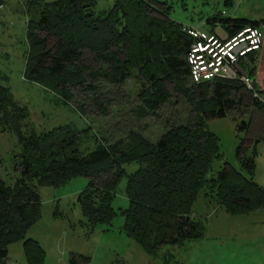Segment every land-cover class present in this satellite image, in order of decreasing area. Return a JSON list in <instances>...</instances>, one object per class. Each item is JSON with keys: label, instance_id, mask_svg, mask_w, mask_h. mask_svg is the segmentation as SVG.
I'll list each match as a JSON object with an SVG mask.
<instances>
[{"label": "trees", "instance_id": "1", "mask_svg": "<svg viewBox=\"0 0 264 264\" xmlns=\"http://www.w3.org/2000/svg\"><path fill=\"white\" fill-rule=\"evenodd\" d=\"M96 2L25 0L29 18L24 78L56 91L57 103L65 105L73 98L71 89L94 91L92 82L98 76L116 87L136 79L140 104L135 113L140 119L158 118L172 95L184 102L188 115L167 124L155 142L130 131L113 143L97 140L89 150L82 147L88 139L85 131L71 124L41 132L28 128L27 107L0 84V129L12 133L20 149L15 165L18 177L12 184L0 178V264H7L8 247L21 241L25 264H45L40 244L25 239L41 219L39 189L60 188L81 176L91 180L77 202L84 225L92 228L109 225L117 216L112 202L119 183L126 179L128 207L119 212L121 231L149 256L163 246L182 247L202 237L203 226L191 217L200 192L229 215L264 209V190L250 177L253 160L240 155L239 146L238 168L223 163L207 177L220 154L218 138L207 129L206 120L224 118L241 101L242 91L248 94L249 106L264 116V103L254 96L253 81V92L238 81L191 83L185 62L190 39L181 31L182 24L169 18L171 7L166 1L114 0L109 9L95 13ZM211 20L226 37L246 26L258 27L256 21L246 19L219 20L215 15ZM85 53L93 55L102 69L86 66ZM255 60L256 54L242 64L250 79ZM248 126L241 122L240 129L246 131ZM133 164L137 168L127 173L126 167ZM104 176L109 177L97 184ZM88 261L85 256L70 255L68 264Z\"/></svg>", "mask_w": 264, "mask_h": 264}, {"label": "rangeland", "instance_id": "2", "mask_svg": "<svg viewBox=\"0 0 264 264\" xmlns=\"http://www.w3.org/2000/svg\"><path fill=\"white\" fill-rule=\"evenodd\" d=\"M158 1H166L171 7L169 18L172 21L202 31L210 28L215 15L219 20H264V0ZM113 2L97 0L93 11H105ZM28 18L25 0L0 1V84L10 89L16 102L27 107L28 128L41 132L71 124L76 130L85 131L88 139L82 147L90 150L97 140L108 139V143H113L125 139L130 131L140 132L155 142L167 124L179 122L188 115L184 102L172 95L170 103L160 108L158 118L140 119L135 113L140 104L137 99L140 82L136 79H128L116 87L98 76L92 82L96 87L94 91L71 89L70 103H57L60 97L56 91L24 78ZM213 32L224 37L217 22ZM52 43L53 39L50 45ZM84 64L99 70L103 67L89 53L84 54ZM255 66L254 80H258L264 73V44ZM167 89L171 92V85H167ZM241 93V101L224 118L206 120L207 129L218 138L220 154V158L212 162L207 177L223 163L238 168L236 149L239 146L240 155L253 160L251 181L264 190V116L249 106L248 94ZM255 93L264 103V93ZM95 101L100 102L101 107ZM241 122H248L246 131L240 129ZM254 140L258 142L252 146ZM19 151L16 137L0 129V178L7 184L18 177L15 165ZM136 168L133 164L126 167V171L131 173ZM108 177L98 178L97 184ZM90 180L81 176L60 188L39 189L41 219L27 231L25 239L40 244L45 252V264H68L70 255L87 257V264H264V209L229 215L200 192L192 206L191 217L203 226L202 237L186 241L182 247L163 246L157 254L149 256L121 231L123 217L119 212L128 207L125 178L115 191L112 207L117 216L111 223L94 228L84 225L77 196ZM7 264H25L22 241L8 247Z\"/></svg>", "mask_w": 264, "mask_h": 264}, {"label": "built area", "instance_id": "3", "mask_svg": "<svg viewBox=\"0 0 264 264\" xmlns=\"http://www.w3.org/2000/svg\"><path fill=\"white\" fill-rule=\"evenodd\" d=\"M181 31L190 39L185 62L191 83L224 79L238 81L252 91V81L243 70L242 63H247L262 46L264 37L259 28L246 26L224 38L192 26L182 25Z\"/></svg>", "mask_w": 264, "mask_h": 264}, {"label": "crops", "instance_id": "4", "mask_svg": "<svg viewBox=\"0 0 264 264\" xmlns=\"http://www.w3.org/2000/svg\"><path fill=\"white\" fill-rule=\"evenodd\" d=\"M258 23V27L257 28H259L261 31H262V33H263V37H264V20H262L261 22H257ZM214 24H215V22L213 23V22H211V25H210V28L207 30V31H205V32H208L210 29H212V33H214L213 32V27H214ZM221 29V28H220ZM221 31H222V29H221ZM223 32V31H222ZM214 34H216V33H214ZM223 34H224V37H226V35H225V33L223 32ZM218 35V34H217ZM219 37H221L220 35H218ZM224 37H221V38H224ZM263 44H264V38H263V43H262V46H263ZM261 46V47H262ZM261 49V48H260ZM260 51V50H259ZM258 51V52H259ZM258 52L256 53V60H255V65L257 64V60H258ZM242 64H244V63H242ZM255 71H256V66H255ZM251 81H253V83H254V87H255V90L257 91V92H259V93H264V73L258 78V80L256 79V80H254V76H253V78L252 79H250Z\"/></svg>", "mask_w": 264, "mask_h": 264}]
</instances>
